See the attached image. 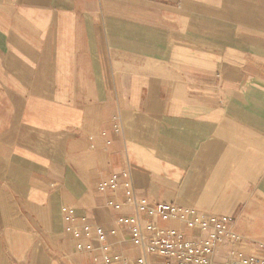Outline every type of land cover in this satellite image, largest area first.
I'll return each instance as SVG.
<instances>
[{"label":"crops","instance_id":"obj_1","mask_svg":"<svg viewBox=\"0 0 264 264\" xmlns=\"http://www.w3.org/2000/svg\"><path fill=\"white\" fill-rule=\"evenodd\" d=\"M126 171L264 254V0H0V264H138Z\"/></svg>","mask_w":264,"mask_h":264},{"label":"built area","instance_id":"obj_2","mask_svg":"<svg viewBox=\"0 0 264 264\" xmlns=\"http://www.w3.org/2000/svg\"><path fill=\"white\" fill-rule=\"evenodd\" d=\"M127 179L126 198L123 203H110L109 206L121 210L125 206L132 207L135 213L128 219L120 220L123 225L131 226L132 243L140 251L138 264H219L218 252L220 247L230 241L232 249L229 258L223 264H264V254L255 253L245 255L235 249L239 238L233 231L235 220L233 217L206 218L192 209H185L167 203H152L145 199H138L132 191L131 174L124 172ZM115 180L111 185L103 184L100 191L105 193L114 188ZM73 209L65 208L64 212L73 214ZM177 221L184 229L163 228L156 222ZM75 236L91 237L92 229L85 226L79 230L70 228ZM98 247L89 245L80 250L89 253L101 252L103 264H119V256H110V249L105 245L104 237H97ZM264 252V247L262 248ZM152 256L153 259L148 260ZM98 262V260H96ZM130 264V263H123Z\"/></svg>","mask_w":264,"mask_h":264}]
</instances>
